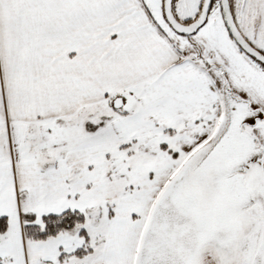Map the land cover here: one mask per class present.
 Here are the masks:
<instances>
[{
    "label": "snow or ice",
    "instance_id": "1",
    "mask_svg": "<svg viewBox=\"0 0 264 264\" xmlns=\"http://www.w3.org/2000/svg\"><path fill=\"white\" fill-rule=\"evenodd\" d=\"M0 264H264V0H0Z\"/></svg>",
    "mask_w": 264,
    "mask_h": 264
}]
</instances>
